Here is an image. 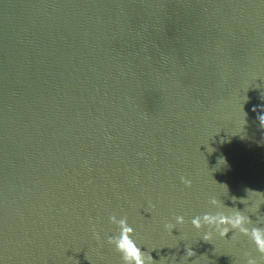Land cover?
Wrapping results in <instances>:
<instances>
[{
    "label": "water",
    "instance_id": "95a60500",
    "mask_svg": "<svg viewBox=\"0 0 264 264\" xmlns=\"http://www.w3.org/2000/svg\"><path fill=\"white\" fill-rule=\"evenodd\" d=\"M262 110L264 0H0V264H264L190 223L264 227Z\"/></svg>",
    "mask_w": 264,
    "mask_h": 264
},
{
    "label": "clouds",
    "instance_id": "9594fccd",
    "mask_svg": "<svg viewBox=\"0 0 264 264\" xmlns=\"http://www.w3.org/2000/svg\"><path fill=\"white\" fill-rule=\"evenodd\" d=\"M257 119L259 123L261 119H264V110L258 114ZM220 161L223 162L222 164H226L223 157H220ZM182 181L186 186H190V181L184 180V178H182ZM220 185L223 186L227 193V186ZM246 191L248 193L252 190L246 189ZM232 199L235 201L237 198L232 197ZM239 199L241 203H244L245 198L241 197ZM209 203L215 211L196 216L190 221L192 227L197 231L204 229L201 236L205 241H212L214 233L222 239L229 232L232 233L231 237L239 234L247 237L255 246L256 252L261 257H264V227L253 225L247 215L242 214L235 208L225 207L223 202L217 197H213ZM109 219L116 225L118 234L110 236L108 242L120 253L122 264H152V257L148 253L141 251L140 245L133 238L134 229L128 225L127 220L125 218L117 219L115 216L109 217ZM173 220L174 223L168 222L164 225L170 232H172L173 228H176V225L184 223V218L179 215L175 216ZM194 255L192 249L185 245L183 258L186 260ZM246 264H258V262L255 259L248 258Z\"/></svg>",
    "mask_w": 264,
    "mask_h": 264
}]
</instances>
